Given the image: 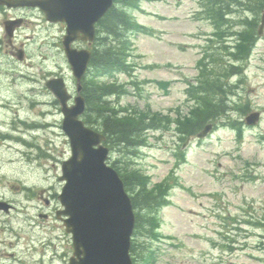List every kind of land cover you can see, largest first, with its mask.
<instances>
[{
    "label": "rangeland",
    "instance_id": "374dc122",
    "mask_svg": "<svg viewBox=\"0 0 264 264\" xmlns=\"http://www.w3.org/2000/svg\"><path fill=\"white\" fill-rule=\"evenodd\" d=\"M203 5V0H144L131 11L145 31L130 36L129 68L99 82L122 87L124 93L109 100L116 109L146 111L161 121L144 134L141 148L113 150L111 160L137 169L150 188L163 182L169 187L168 204L157 213L158 239L140 242L152 249L151 263L264 264V30L256 34L264 10L235 5L230 25L254 24L255 44L242 73L223 79L231 122L214 123L198 140L176 128L193 105L187 85L225 74L223 47L232 44L235 32L222 21L216 27ZM51 34L30 28L29 75L6 76L10 70L0 68V196L15 203L13 216L19 219H38L40 209L48 214L36 194H59L61 163L70 156L59 105L45 88L51 78L46 73L61 70L71 93L75 83L64 55L46 43ZM252 112L261 114L260 121L247 126ZM57 206L53 200L51 217L32 224L31 235L45 226L47 236L64 239L54 217Z\"/></svg>",
    "mask_w": 264,
    "mask_h": 264
},
{
    "label": "trees",
    "instance_id": "16d2710c",
    "mask_svg": "<svg viewBox=\"0 0 264 264\" xmlns=\"http://www.w3.org/2000/svg\"><path fill=\"white\" fill-rule=\"evenodd\" d=\"M142 1L144 0H114V5L108 12L110 22L107 37L109 39H104L103 33H99L100 47L93 51L89 70L83 80L82 95L86 101L83 122L105 136V144L111 154L116 149L118 152H133V150L141 148L144 145V134L160 126L159 124L153 125L156 119H160L157 115H149L146 111L136 113L128 109H116L109 100L124 93L122 87L100 84L99 82L128 70L130 36L145 31L143 26L135 22L131 15V11L139 9ZM203 4L206 13L218 28L223 26L220 25L221 21L230 25L229 20L233 18L231 13L236 11L235 5H245L249 12L252 9H254L253 12L257 9L256 13L264 10V0H203ZM241 23L246 24L244 21L240 24H231L235 27V32L230 33L233 42L230 45L224 44L223 47V50L228 52L227 63H222L217 56L225 74L223 76L208 74L199 82L187 85V93L193 100V105L188 113L181 117L183 120H176V128L180 134L196 135L195 133L207 124L214 125V123L225 119L231 122L227 116L230 110L227 100L229 97V93L227 94L228 85L223 79L228 75L237 74L233 71L242 73L243 64L247 63L244 61L251 55L255 44L253 33L255 25L251 22L246 26ZM243 28L245 29L241 30ZM239 61H243V63H236ZM206 69L207 72H214L209 66ZM55 104L57 105V102ZM165 119L167 122L169 121L167 116ZM30 128L35 129L36 126H30ZM237 132L240 137V129ZM109 164L119 174L135 212V229L131 245L133 262L134 264H153L150 262L153 257L152 249L140 242L143 239H158L157 213L160 208L168 204L169 187L166 185L167 182L150 188L147 177L137 169L124 168L121 164L119 165V162L111 160V156Z\"/></svg>",
    "mask_w": 264,
    "mask_h": 264
},
{
    "label": "water",
    "instance_id": "95a60500",
    "mask_svg": "<svg viewBox=\"0 0 264 264\" xmlns=\"http://www.w3.org/2000/svg\"><path fill=\"white\" fill-rule=\"evenodd\" d=\"M10 0H0L8 3ZM25 5L38 7L50 22L67 25L64 54L76 80L77 95L72 98L63 79H52L45 86L53 94L62 114L61 129L68 139L70 157L62 162L60 181H64L58 199L63 207L66 232L72 236L77 264H132L129 254L135 224L131 200L116 171L106 164L109 150L103 146L105 137L88 128L80 116L85 99L79 94L90 54L70 48L75 39L92 40L94 24L112 7L113 0H28ZM264 14L258 28L261 35ZM82 33V37L78 34ZM72 99V105H68ZM259 113L245 118L246 125H255ZM212 129L206 125L198 139ZM0 203V207H3Z\"/></svg>",
    "mask_w": 264,
    "mask_h": 264
},
{
    "label": "flooded vegetation",
    "instance_id": "af4514ba",
    "mask_svg": "<svg viewBox=\"0 0 264 264\" xmlns=\"http://www.w3.org/2000/svg\"><path fill=\"white\" fill-rule=\"evenodd\" d=\"M26 1L28 0H10L8 3H0V68L10 70L4 72L6 76L9 75L8 73L16 71L19 76L23 73L29 75L31 27L40 28L41 31H50L51 33L53 30V34L47 37L46 43L48 46H52L53 50L64 55L63 41L66 35V23L48 21L41 10L25 5ZM109 22V16L106 13L94 24L92 40L75 39L70 43V48L76 51H88L92 57L93 51L98 49L101 44L99 33H103L104 39H109L107 37ZM82 36V33L78 34V37ZM46 74L51 77L50 79L63 78L68 88L69 84L61 70L57 73L51 72L50 74L48 72ZM27 79L30 78L27 77ZM74 94L72 93L73 96ZM23 189L27 190L25 186L21 190L23 191ZM53 200L57 201L58 204L54 217L62 225L61 232L64 233V239L61 237L62 234H60L61 236L55 234L47 236V228L40 225L42 230L33 231L34 234H39L31 235L32 224L38 226L37 223H46L51 217ZM35 201L37 203L43 202L48 214H41L42 209H40L38 219H19L13 216V213L17 210L15 203L0 196V202L6 203L0 209V264H75L78 259L74 255L71 237L65 232L58 217L62 211L58 194L48 195L47 198L44 191L41 190L37 192ZM59 216L61 217V215Z\"/></svg>",
    "mask_w": 264,
    "mask_h": 264
}]
</instances>
